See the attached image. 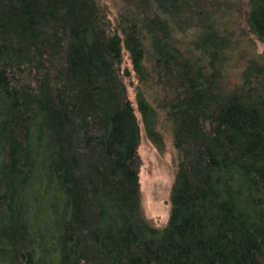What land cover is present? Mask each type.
I'll return each instance as SVG.
<instances>
[{"label":"trees","instance_id":"obj_1","mask_svg":"<svg viewBox=\"0 0 264 264\" xmlns=\"http://www.w3.org/2000/svg\"><path fill=\"white\" fill-rule=\"evenodd\" d=\"M121 2L0 0V264H264V53L227 29L234 0ZM160 113L163 227L137 151L140 121L164 151Z\"/></svg>","mask_w":264,"mask_h":264},{"label":"rangeland","instance_id":"obj_2","mask_svg":"<svg viewBox=\"0 0 264 264\" xmlns=\"http://www.w3.org/2000/svg\"><path fill=\"white\" fill-rule=\"evenodd\" d=\"M103 1L107 3L112 15L116 17L119 9L123 6L121 0ZM233 3L235 5L230 11L231 15L229 13L227 16V29L234 32L235 40H238L240 49L247 51L249 57L250 55L255 57L257 54L264 53V42L257 41L246 30L245 12L248 9L247 0H234ZM227 21L225 20L224 22L226 23ZM181 39V41L187 43L190 37L187 36ZM128 61L125 56L123 65L129 63ZM243 66L244 62H240L235 68L230 70L227 76L230 84L238 81V71ZM130 92L132 93L131 88ZM168 126L165 116L160 113L159 129L163 134L165 148L163 152H159L146 136L140 121V141L137 147L141 161L139 183L142 212L159 227H163L166 224L171 211L170 191L176 165V151L172 145Z\"/></svg>","mask_w":264,"mask_h":264}]
</instances>
